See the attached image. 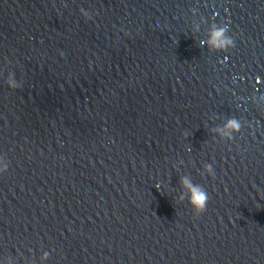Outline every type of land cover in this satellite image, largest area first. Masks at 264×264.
Here are the masks:
<instances>
[{"label":"water","instance_id":"1","mask_svg":"<svg viewBox=\"0 0 264 264\" xmlns=\"http://www.w3.org/2000/svg\"><path fill=\"white\" fill-rule=\"evenodd\" d=\"M0 264H264V0H0Z\"/></svg>","mask_w":264,"mask_h":264}]
</instances>
